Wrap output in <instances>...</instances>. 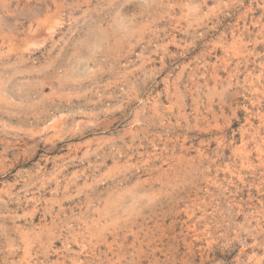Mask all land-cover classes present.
Listing matches in <instances>:
<instances>
[{
  "label": "rangeland",
  "instance_id": "1",
  "mask_svg": "<svg viewBox=\"0 0 264 264\" xmlns=\"http://www.w3.org/2000/svg\"><path fill=\"white\" fill-rule=\"evenodd\" d=\"M0 264H264V0H0Z\"/></svg>",
  "mask_w": 264,
  "mask_h": 264
},
{
  "label": "bare ground",
  "instance_id": "2",
  "mask_svg": "<svg viewBox=\"0 0 264 264\" xmlns=\"http://www.w3.org/2000/svg\"><path fill=\"white\" fill-rule=\"evenodd\" d=\"M35 45V44H34Z\"/></svg>",
  "mask_w": 264,
  "mask_h": 264
}]
</instances>
